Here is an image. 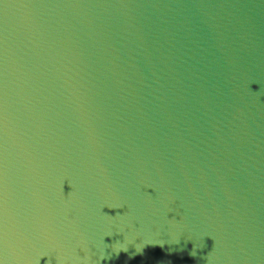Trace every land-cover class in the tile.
<instances>
[{"label": "water", "instance_id": "1", "mask_svg": "<svg viewBox=\"0 0 264 264\" xmlns=\"http://www.w3.org/2000/svg\"><path fill=\"white\" fill-rule=\"evenodd\" d=\"M0 264H264V0L0 4Z\"/></svg>", "mask_w": 264, "mask_h": 264}, {"label": "snow or ice", "instance_id": "2", "mask_svg": "<svg viewBox=\"0 0 264 264\" xmlns=\"http://www.w3.org/2000/svg\"><path fill=\"white\" fill-rule=\"evenodd\" d=\"M6 2H7V0H0V4L6 3Z\"/></svg>", "mask_w": 264, "mask_h": 264}]
</instances>
